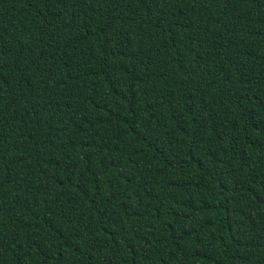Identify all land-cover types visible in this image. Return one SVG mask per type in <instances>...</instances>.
Masks as SVG:
<instances>
[{"label":"trees","instance_id":"16d2710c","mask_svg":"<svg viewBox=\"0 0 264 264\" xmlns=\"http://www.w3.org/2000/svg\"><path fill=\"white\" fill-rule=\"evenodd\" d=\"M0 264H264V0H0Z\"/></svg>","mask_w":264,"mask_h":264}]
</instances>
